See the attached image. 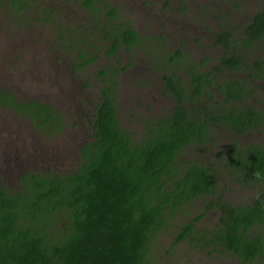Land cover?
<instances>
[{
  "label": "trees",
  "instance_id": "1",
  "mask_svg": "<svg viewBox=\"0 0 264 264\" xmlns=\"http://www.w3.org/2000/svg\"><path fill=\"white\" fill-rule=\"evenodd\" d=\"M40 1L10 0L9 6L25 12ZM77 1L90 15L99 17L96 25L109 51L129 50L140 42L130 22L120 20L117 8L97 7L100 0ZM263 38L264 2L240 33L225 27L214 35V43L223 50L219 71L252 66L261 74L263 63L248 64L240 48ZM96 59L94 55L79 64L84 67ZM195 69L191 67L186 78L162 75L164 93L175 105L169 114L148 124L139 141L119 123L115 95L120 69H99L95 76L102 86L90 138L78 149L76 169L66 175L25 172L16 189L0 184V264H153V241L165 227L176 228L171 223L180 210L219 193L209 165L191 159L179 164L185 168L178 171L176 159L187 147L205 143L210 123L239 136L264 122L260 109L238 104L249 96L245 83L236 78L215 83L213 71ZM217 95L219 103L210 104ZM203 97L207 103L201 104ZM0 109L11 110L51 139L65 127L52 104L21 101L9 90L0 89ZM227 147L225 169L237 181L255 185L256 196L248 204L220 202L219 227L211 236L195 227L204 212L182 219L170 250L185 239L201 242L206 237L204 248L216 250L218 246L222 254L243 264H264V230L253 231L264 221V148L235 143Z\"/></svg>",
  "mask_w": 264,
  "mask_h": 264
},
{
  "label": "rangeland",
  "instance_id": "2",
  "mask_svg": "<svg viewBox=\"0 0 264 264\" xmlns=\"http://www.w3.org/2000/svg\"><path fill=\"white\" fill-rule=\"evenodd\" d=\"M263 2L96 1L97 7L117 8L120 20L129 21L140 36L136 46L113 53L98 31L99 17L90 15L77 0H41L25 12L11 9L10 0H0V89L11 91L21 101L50 103L65 121L63 133L51 139L11 110L0 109V184L16 189L25 172L66 175L76 169L80 161L78 149L90 138L91 119L102 86L95 73L102 68L120 69L115 95L117 113L121 127L134 141L143 139L146 126L169 114L175 105L173 98L164 93L162 75L175 73L186 78L193 66L199 72L214 71L215 83L233 79L232 73L244 78L249 96L238 104L251 105L264 113V38L240 48L248 63H263L261 74L254 67L249 74L216 72L222 49L213 41L214 35L225 27L240 33ZM94 55L97 59L93 63L84 67L79 64ZM219 100L220 97L209 103L217 104ZM204 103L206 99L202 98L201 104ZM230 143L264 145V122L239 136L212 126L204 144L187 147L176 159L178 171L185 168L179 164L191 159L209 165L222 197L217 198V193L181 209L171 223L176 228L165 227L153 241V264H243L230 254H222L218 246L216 250L204 248L206 237L201 242L185 239L170 250L182 219L204 212L195 227L211 236L219 227L220 202L245 204L256 195V186L237 181L225 169ZM207 204L214 206L207 208ZM257 229L264 230V221L253 231Z\"/></svg>",
  "mask_w": 264,
  "mask_h": 264
},
{
  "label": "flooded vegetation",
  "instance_id": "3",
  "mask_svg": "<svg viewBox=\"0 0 264 264\" xmlns=\"http://www.w3.org/2000/svg\"><path fill=\"white\" fill-rule=\"evenodd\" d=\"M240 54H241V52H240ZM223 55V50H222V53H221V56ZM242 55V54H241ZM220 56V57H221ZM244 58V57H243ZM245 59V58H244ZM220 60V59H219ZM245 62H247L246 61V59H245ZM248 63V62H247ZM248 64H250V63H248ZM252 65V64H251ZM218 67H219V63H218ZM218 67H216V72H218V73H222V72H225L226 70H222V72H219V69L221 68H218ZM243 68H245V66L243 67ZM243 68H241V69H239L238 71H244V72H246L247 74H249L251 71H252V69H253V67L251 66L249 69H243ZM214 72V71H213ZM228 73H231V72H228ZM212 76L214 77L215 76V74H212ZM232 77L233 78H235V77H237L236 79H239L241 82H243V83H247L246 82V80L244 79V78H242V77H240L239 78V76H235L234 77V74L232 73ZM229 79H231V78H229ZM242 79V80H241ZM244 80V81H243ZM172 98V97H171ZM204 99H206L207 100V97H203ZM216 98H218V95L216 96ZM174 103H175V101H174ZM210 125V129H211V127L213 126H218V125H213V124H209ZM258 146V145H257ZM260 147H262V148H264V145H260ZM228 148V147H227ZM251 184V183H250ZM253 185V184H252ZM255 186V185H254ZM256 195H254V196H252L251 198H250V200L247 202V203H245V204H248V203H250L251 202V200L255 197Z\"/></svg>",
  "mask_w": 264,
  "mask_h": 264
}]
</instances>
